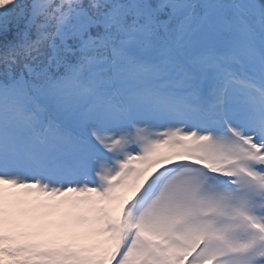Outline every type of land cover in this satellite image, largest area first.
<instances>
[{
    "label": "snow or ice",
    "instance_id": "obj_1",
    "mask_svg": "<svg viewBox=\"0 0 264 264\" xmlns=\"http://www.w3.org/2000/svg\"><path fill=\"white\" fill-rule=\"evenodd\" d=\"M0 264H264V0H0Z\"/></svg>",
    "mask_w": 264,
    "mask_h": 264
}]
</instances>
